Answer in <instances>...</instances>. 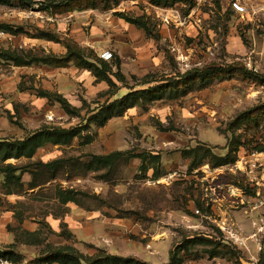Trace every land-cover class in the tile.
<instances>
[{
    "label": "rangeland",
    "instance_id": "374dc122",
    "mask_svg": "<svg viewBox=\"0 0 264 264\" xmlns=\"http://www.w3.org/2000/svg\"><path fill=\"white\" fill-rule=\"evenodd\" d=\"M49 1L0 7V26L21 32L11 39L0 33V49L54 55L32 40L39 32L87 51L96 19L106 25L121 13L141 19L155 39L159 61L143 76L115 81L108 93L104 84L90 80L87 70L70 69L62 82H51L76 103L73 113L59 106L41 114L27 112L30 121L20 136L44 126L78 135L69 144L38 152L44 163H60L53 172L38 170L37 181L45 185L10 207L14 242L0 244V251L12 253L17 262L35 264H48L57 251L81 264L106 256L169 264L173 255L175 264H262L264 21H243L228 0H183L168 8L136 0L109 13L89 11L77 17L53 16ZM163 27L169 34L160 33ZM253 43L261 54L258 73L245 66ZM9 66L0 62V73H10ZM210 70L216 72L205 84L189 79ZM176 80L186 84L171 86L162 100L139 101L104 126L89 122L101 107L125 94ZM247 115L258 116V125L236 127ZM17 116L14 122L22 127ZM115 153L124 156L112 165L92 159ZM229 156L227 163L212 168V158Z\"/></svg>",
    "mask_w": 264,
    "mask_h": 264
},
{
    "label": "trees",
    "instance_id": "16d2710c",
    "mask_svg": "<svg viewBox=\"0 0 264 264\" xmlns=\"http://www.w3.org/2000/svg\"><path fill=\"white\" fill-rule=\"evenodd\" d=\"M14 1L25 2L26 0H0V7H9L13 5ZM30 1V0H28ZM136 0H60L54 1L50 0L47 7L48 11L51 12L53 16L55 15H64V14H72V13H81V12H99V13H109L111 11L116 10L121 4L126 2H133ZM149 4L153 7L158 8H168L172 7L174 4L183 1V0H148ZM188 1V0H184ZM44 11V10H43ZM117 17L125 20L127 23L137 26L139 28H143L146 30L147 34H151L148 32V29L145 25L140 21L141 19L128 17L127 15L117 13L115 14ZM3 32H8L12 35H19L21 32H16L13 30L14 28H10L8 25L0 26ZM36 38L45 39L49 42L53 43H61V39L54 36L53 38H46L37 32ZM63 46L66 49V54L62 57H57L54 55L48 56H32V55H23L17 54L13 50H2L0 49V62L11 63L15 67H24L30 66L33 64H40L51 66L55 68H67L70 65L75 66L79 70H87L90 71L92 75H94L99 81H104L111 88H115V82L110 78L113 77L118 83H126V78L122 76L120 72V64L118 61H114L113 63L104 61L100 59L93 50L88 49L85 51L84 48H80L78 44L73 41H65ZM87 52V53H86ZM115 68V69H114ZM216 71L210 70L205 73H195L193 75L190 74V80L195 81L196 79L200 81L201 84H205L207 79H211L214 76ZM251 76L250 73L247 74ZM180 81V80H179ZM163 82L167 84H161L159 86L147 88L142 91H133L124 97L117 99L115 101L106 104V106L101 107L89 120L92 122H96L100 126H104L109 120L114 117L122 116L128 109H131L138 105L139 101L145 102H154L162 100L166 97L169 88L173 86L174 88L179 87L180 84L185 85V82ZM264 83V82H263ZM147 84V83H146ZM109 90V91H110ZM171 90V89H170ZM177 92V90H175ZM178 93V92H177ZM49 99H53L57 103L60 104L61 108L69 115H71L75 108H73L66 99L62 98L60 95H47ZM259 123L258 116H243L242 120H237V126L239 127L242 124H251L257 126ZM77 132L74 130H64L53 127H44L40 131L31 135L27 139L23 141H15L12 143L9 142H0V173L4 175V185L8 189L13 187L14 189H22L23 184L21 182L20 175L17 173H23L26 171V167H16L12 165H4L6 161L10 159L19 160L21 158L32 159L35 155L36 151L42 147L52 145H65L69 144L75 137H77ZM233 151H231L232 153ZM237 152V149L234 150ZM231 155V154H230ZM124 154H113L104 157H93V161L96 160L97 163L101 165H112L113 162L121 157ZM231 156H229L225 160H220L218 158L215 159V164H212V168L219 167L229 161ZM234 160V158H233ZM60 162H53L49 164H37V167H42L47 171L53 172ZM92 165V164H90ZM28 169V168H27ZM42 169V170H44ZM36 176V177H35ZM39 175H34L33 184H31L32 188H36L40 184L37 181V177ZM199 207V205H198ZM176 255V254H175ZM0 257L4 259H8L14 262L12 257L14 255L9 252H1ZM176 256L173 255L169 264H175ZM48 264H81L78 259L71 258L67 256L61 251H57L55 254H52L47 261ZM86 264H144L133 259H126L117 256H106L99 260H94L92 262H85ZM264 264V255H263V263Z\"/></svg>",
    "mask_w": 264,
    "mask_h": 264
},
{
    "label": "crops",
    "instance_id": "0c3cea01",
    "mask_svg": "<svg viewBox=\"0 0 264 264\" xmlns=\"http://www.w3.org/2000/svg\"><path fill=\"white\" fill-rule=\"evenodd\" d=\"M70 14V17H77L78 14ZM93 11H90V15ZM114 13V16L117 19H113L106 25H103L102 22L99 23L98 19L92 27L90 28V49L95 52V54L103 60V55L106 53H111L113 56V62L116 60L120 64V72L122 76L126 79L127 76L131 75L133 77H140L148 73L153 66H155L159 57L157 55V44L152 37H150L146 30L139 28L132 24L127 23L125 20L117 17ZM78 19V18H77ZM72 30L76 29L75 25H72ZM110 26V28H108ZM10 28H13L10 26ZM78 31V29H76ZM1 31L0 33H2ZM160 33L169 34V30L164 27ZM9 39L14 38L18 35H12L8 32H4ZM68 37V36H66ZM4 39V38H2ZM0 39V43L3 40ZM31 40V39H30ZM32 40L37 41V43H44L48 47L52 54L62 57L66 54V49L61 43L49 42L45 39H39L35 36L32 37ZM83 39H78V43L83 44ZM9 41V40H7ZM235 45L237 49L239 48V41L235 40ZM88 43V40H87ZM89 44V43H88ZM9 50V46L5 48ZM110 62V63H113ZM11 67L10 73L7 75L0 73V142H15L23 141L40 131L44 126L39 130L32 132L26 136H20L24 134L26 124L29 123V118L26 116L28 113H45L48 109L54 108V106H59V108L64 111L60 104L49 99L47 95H60L62 98L66 99L72 107H76V103L70 102V97L67 93L59 88L55 89L52 81L55 82V85L63 80V73L70 69L79 71L75 66L70 65L67 68H55L46 65L33 64L30 66L24 67ZM115 69V68H114ZM110 78L115 82V79L110 76ZM90 80L97 85H103V90L106 88L108 93L110 88L104 81H99L94 75L90 73ZM106 87V88H105ZM127 95V94H125ZM124 95V96H125ZM122 96V97H124ZM15 115L20 119L22 127L16 125ZM26 123V124H25ZM19 124V123H18ZM29 129V128H28ZM59 146V145H57ZM42 150L38 149L32 159L21 158L19 160L10 159L5 162L4 165H12L16 167H26V171L23 173H17L20 175L21 182L23 184L22 189H8L4 185V175L0 173V244L1 245H11L14 242V236L9 231V228L12 227L15 223L14 212L12 207L20 201L23 195H27L29 192H35L36 189L42 187L45 184L39 185L36 188H32L34 178L33 174L37 171L44 168L37 167V164H49L44 163L43 160L37 158L38 152ZM38 159V160H37ZM39 161V162H33ZM32 163L31 164H29ZM28 168V169H27ZM45 170V169H44ZM28 177V180L25 179ZM31 178V179H29ZM6 204L8 208L3 205ZM11 207V208H10Z\"/></svg>",
    "mask_w": 264,
    "mask_h": 264
},
{
    "label": "built area",
    "instance_id": "2783aa9c",
    "mask_svg": "<svg viewBox=\"0 0 264 264\" xmlns=\"http://www.w3.org/2000/svg\"><path fill=\"white\" fill-rule=\"evenodd\" d=\"M228 6L230 9L237 14L243 21L247 18L248 22H256L262 19L264 21V0H228ZM264 30V28H263ZM260 52L257 51L256 43H253L250 49L245 66L252 72L258 73L260 70L259 60ZM103 60L109 62L113 58L111 53L103 55ZM0 264H35L28 260L23 262H14L8 259L0 257Z\"/></svg>",
    "mask_w": 264,
    "mask_h": 264
}]
</instances>
